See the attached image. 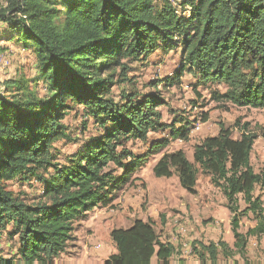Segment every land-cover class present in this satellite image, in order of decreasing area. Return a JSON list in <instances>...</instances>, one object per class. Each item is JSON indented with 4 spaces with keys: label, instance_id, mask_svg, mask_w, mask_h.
I'll use <instances>...</instances> for the list:
<instances>
[{
    "label": "trees",
    "instance_id": "1",
    "mask_svg": "<svg viewBox=\"0 0 264 264\" xmlns=\"http://www.w3.org/2000/svg\"><path fill=\"white\" fill-rule=\"evenodd\" d=\"M0 38L32 50L38 71L34 79L7 80V91L0 88V242L6 234L15 249L7 256L0 249V264L52 263L75 239L76 222L110 206L152 155L189 138V119L162 121L166 99L158 91L123 93L120 101L112 96L114 86L129 80L130 61L182 48L175 75L154 85L173 86L190 72L202 85L226 86L212 91L215 99L264 109V0H5ZM75 105L102 131L60 161L54 145L72 140L63 122ZM166 129L170 137L152 140L143 154L128 146ZM256 139L247 125L239 138L221 125L195 146L193 162L179 149L165 152L153 168L158 177L177 175L190 193L200 171L206 173L235 212L234 247L223 239L194 241L201 263L222 264L221 254L248 261L250 237L264 234V173L251 160ZM13 181L37 182L43 199L25 202L10 189ZM244 212L257 219L245 233L239 231ZM110 236L116 250L105 264H152L154 258L170 264L177 251L151 219L137 218Z\"/></svg>",
    "mask_w": 264,
    "mask_h": 264
},
{
    "label": "rangeland",
    "instance_id": "2",
    "mask_svg": "<svg viewBox=\"0 0 264 264\" xmlns=\"http://www.w3.org/2000/svg\"><path fill=\"white\" fill-rule=\"evenodd\" d=\"M4 2L5 0H0V4ZM181 63L182 48L158 50L146 59L130 61L127 76L129 80L114 86L112 96L120 101L123 93L146 94L158 91L166 99V104L160 108L162 121L179 125L175 118L189 119L193 125L189 138L173 140L164 151L152 155L147 164L133 174L131 183L118 193L110 206L96 207L85 220L76 222L75 239L69 243L65 252L50 264H105V260L116 250L110 236L111 230L129 227L137 218L151 219L160 238L176 246L177 251L170 264H208L201 263L192 249L193 242L197 240L208 243L223 239L234 247L231 220L235 212L228 207V200L223 191L211 183L206 173L200 171L196 192L190 193L181 186L177 175L158 177L153 168L165 152L179 149L185 151L193 162L195 146L205 138L217 135L221 125L231 129L235 138L241 136L244 125H247L249 130L257 135L251 157L252 165L256 172L264 173V109L237 106L231 102L217 100L212 91L223 93L226 86L223 83L202 85L190 72H185L179 79L180 82L173 86H165L160 82L154 85L155 81L175 75ZM37 73L36 56L32 50L24 48L15 39L0 38L2 90H6L7 80L21 77L34 79ZM116 73H119V70ZM105 76L107 75L104 74ZM37 85L40 95H45L47 90L44 84L39 82ZM31 87L33 88V84ZM63 123L67 126L72 140H63L54 145L60 161L79 150L86 141L102 131L79 105L69 111ZM199 123L202 125L197 130L195 127ZM165 137H170L169 129L151 132L147 143L135 141L130 142L128 146L134 153L143 154L152 140ZM9 186L27 203L37 202L42 197L41 185L35 181H13ZM256 194L262 195L260 187H257ZM241 197L238 199L240 211L246 207ZM256 224L255 215L244 212L240 217L239 231L245 233ZM0 249L6 256L15 250L6 234L0 242ZM247 255L248 261L240 255L225 258L221 254L220 262L264 264V234L259 238L250 237ZM152 264H156L155 258Z\"/></svg>",
    "mask_w": 264,
    "mask_h": 264
},
{
    "label": "built area",
    "instance_id": "3",
    "mask_svg": "<svg viewBox=\"0 0 264 264\" xmlns=\"http://www.w3.org/2000/svg\"><path fill=\"white\" fill-rule=\"evenodd\" d=\"M201 125H202V124L199 123L195 128L198 130V129L201 128Z\"/></svg>",
    "mask_w": 264,
    "mask_h": 264
}]
</instances>
